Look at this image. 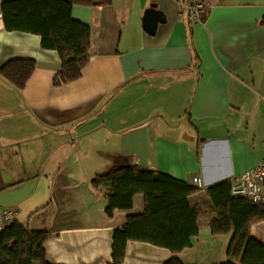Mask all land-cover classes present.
<instances>
[{"label": "crops", "instance_id": "1", "mask_svg": "<svg viewBox=\"0 0 264 264\" xmlns=\"http://www.w3.org/2000/svg\"><path fill=\"white\" fill-rule=\"evenodd\" d=\"M12 0H2L7 2ZM74 6L91 28L82 78L55 86L62 62L34 34L8 31L0 18V69L16 59L36 68L22 92L0 77V213L32 232H51V264H114L115 232L145 213H105L107 189L92 181L114 167L139 166L196 189L199 234L184 264L235 262L231 234L215 236L208 188L264 161V0H111ZM158 3L155 35L143 26ZM208 5L201 22L189 6ZM1 11V7H0ZM250 235L264 245V221ZM166 248L128 241L122 264H165Z\"/></svg>", "mask_w": 264, "mask_h": 264}, {"label": "trees", "instance_id": "2", "mask_svg": "<svg viewBox=\"0 0 264 264\" xmlns=\"http://www.w3.org/2000/svg\"><path fill=\"white\" fill-rule=\"evenodd\" d=\"M111 0H12L2 3L1 13L8 31L37 35L42 48L57 51L62 67L54 78L59 87L82 78L90 61L91 28L72 16L74 6L108 7ZM36 63L28 59L9 61L0 77L22 92ZM95 190L107 189L106 215L131 211L136 195L145 198V213L130 215L128 223L115 232L113 263L122 264L128 241H141L166 248L172 257L165 264H184L180 254L192 247L199 234V211L189 198L196 189L167 174L139 166L114 167L92 181ZM216 212L211 223L213 235L231 234L227 254L235 262L223 264H264V245L250 235L251 226L264 221V206L232 195L231 181L208 188ZM51 232H32L18 222L0 231V264H51L45 243Z\"/></svg>", "mask_w": 264, "mask_h": 264}, {"label": "built area", "instance_id": "3", "mask_svg": "<svg viewBox=\"0 0 264 264\" xmlns=\"http://www.w3.org/2000/svg\"><path fill=\"white\" fill-rule=\"evenodd\" d=\"M2 3L0 0V7ZM188 10L190 21L201 22L208 14V5L204 2H197L189 6ZM0 18H2L1 11ZM232 195L235 198H247L254 204L264 206V161L260 162L253 171L233 182ZM12 222L14 220L10 213H0V231Z\"/></svg>", "mask_w": 264, "mask_h": 264}, {"label": "water", "instance_id": "4", "mask_svg": "<svg viewBox=\"0 0 264 264\" xmlns=\"http://www.w3.org/2000/svg\"><path fill=\"white\" fill-rule=\"evenodd\" d=\"M159 4L156 2L152 3L150 7L145 11L143 17V26L149 35H155L157 28L160 23H165V15L159 9Z\"/></svg>", "mask_w": 264, "mask_h": 264}]
</instances>
